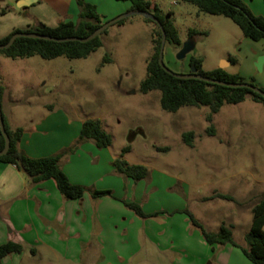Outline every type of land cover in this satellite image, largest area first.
<instances>
[{"label": "rangeland", "instance_id": "1", "mask_svg": "<svg viewBox=\"0 0 264 264\" xmlns=\"http://www.w3.org/2000/svg\"><path fill=\"white\" fill-rule=\"evenodd\" d=\"M151 1L162 16L173 21L182 43L190 38L195 42L194 50L183 60L177 59L181 46L166 42L164 62L174 71L189 70L191 57L203 59L204 71L219 67L232 56L241 63L245 54L261 45L247 38L232 19L205 12L193 3ZM106 2L103 7L108 6ZM43 11L49 13L47 7ZM33 14L21 9L16 0H0V32ZM61 20L65 17L49 19L53 24ZM157 28L156 22L142 15L129 16L101 34L103 45L83 58H11L0 53V84H9L12 95L33 97L40 107L54 105L72 116L100 119L112 135L114 149L121 152L130 147L125 154L130 163L144 164L152 172L163 171L187 183L190 209L208 230L217 232L223 222L232 224L234 238L246 243L255 197L264 190V104L247 96L240 103L225 104L212 121L207 118L209 106L165 111L160 90H141L148 60L155 52ZM15 110L20 117L26 115L25 110ZM211 125L216 129L214 135L209 133ZM189 131L195 133L193 145L183 138ZM215 192L231 194L240 203L222 198L201 200ZM170 258V253L160 252L145 239L126 264H171Z\"/></svg>", "mask_w": 264, "mask_h": 264}, {"label": "crops", "instance_id": "2", "mask_svg": "<svg viewBox=\"0 0 264 264\" xmlns=\"http://www.w3.org/2000/svg\"><path fill=\"white\" fill-rule=\"evenodd\" d=\"M16 1L21 9L34 14L0 32V39L15 29L40 24L56 26L62 20L53 24L49 21L53 15L79 21L77 0ZM85 1L97 6L104 21L128 12L132 6L130 0ZM104 1L108 6L103 7ZM243 1L255 15L264 17V0ZM256 42L260 47L245 54L241 63L232 56L222 60L227 65L221 63L216 68L238 74L245 81L253 79L255 85L264 87V39ZM238 65L237 70H231ZM27 87L28 84L24 88ZM2 88L1 104L8 124L12 129L24 130L18 143L20 151L32 158L61 153L62 170L73 184L84 186L86 192L80 199H66L54 179L34 183L17 165L0 160V246L9 241L23 245L22 252L9 254L1 264H126L141 250L145 239L160 252L170 253L171 264H255L239 246L215 245L214 250L206 242L185 212L191 211L187 183L158 170H149L148 176L138 181L118 173L114 161L121 152L112 144L98 147L92 140H80L86 119L54 105L40 107L31 96L12 95L9 84ZM9 103L16 106L9 107ZM15 108L25 110L26 115H16ZM95 190H109L111 194L93 197ZM126 202L138 203L147 214H158L141 217Z\"/></svg>", "mask_w": 264, "mask_h": 264}, {"label": "trees", "instance_id": "3", "mask_svg": "<svg viewBox=\"0 0 264 264\" xmlns=\"http://www.w3.org/2000/svg\"><path fill=\"white\" fill-rule=\"evenodd\" d=\"M127 1V0H120ZM131 8L128 10H152L161 20L166 35L167 41L181 46L182 41L179 37L173 21L170 18L164 17L160 13L157 4L151 0H130ZM186 2L197 5L201 10L223 15L232 19L243 31L244 35L253 40L264 39V17L255 15L248 5L243 0H184ZM80 7L79 21L64 20L56 26H48L40 24L36 27L28 29H15L10 34L0 39V43L9 41L13 33L16 31H37L42 34L53 37H70L79 36L86 37L92 34L105 21L98 12L97 6L85 0H77ZM171 12L169 13V15ZM147 20L153 21L146 18ZM124 19L118 21L123 23ZM157 24V23H156ZM106 29L103 33H106ZM102 33V34H103ZM195 34L194 30L190 31V35ZM155 52L147 63V76L141 83V90L145 93L160 90L161 91V106L165 111L177 112L184 106H209L211 113L208 115V120L212 121L213 114L218 112L225 104H236L244 101L247 96L255 102L264 104V96L252 91L247 87H229L215 83L206 82L200 79L190 78L184 79L176 77L174 74L167 72L159 62V53L161 48L162 31L158 26L155 31ZM103 45L101 35L95 37L88 42L81 41H65L58 42L54 40L42 38L18 37L15 42L8 48L0 49V53L11 58H25L39 55L43 58L50 59L58 56H66L68 58H83L88 57L92 52L96 51ZM110 58L106 57V61ZM190 63L195 66L199 73L213 77L216 79L243 82L245 79L238 75L232 74L222 68H216L211 71H204L202 68L203 59L200 57H191ZM253 83V79L249 81ZM2 85L0 84V100L2 96ZM264 90V87H262ZM5 125L7 132L11 138V146L9 151L0 156V160L15 164L23 170L34 183H39L44 180L54 179L58 189L66 199H80L86 192L84 186L73 184L66 173L60 166L62 154H55L46 157L32 158L25 155L18 148V143L23 135V128L18 127L12 129L8 124L5 116ZM209 133L214 135L216 129L213 125L210 126ZM195 133L189 131L183 134L185 142L193 145ZM80 140H92L98 147H108L112 144V135L107 132L100 119H86L80 131ZM5 146V138L0 132V150ZM130 150V147L122 149L120 155L115 159L114 165L116 171L134 180L145 179L149 174V168L140 163H130L125 154ZM111 194L109 190H95L92 192L93 197H101ZM215 198H222L235 203H240L233 195L215 192L210 196L204 197L202 200L207 201ZM257 201L252 207V223L249 231L245 235L247 246H240L233 237V225L223 222L217 232H212L198 220L194 214L188 209L185 212L190 216L192 225L199 229L204 236L206 242L215 250V245L232 244L242 248L244 254L255 264H264V192L256 195ZM126 205L134 210L141 217L156 216L158 213L147 214L142 207L136 202H126ZM23 251V245L18 242L9 241L0 246V264L2 259L11 253H20Z\"/></svg>", "mask_w": 264, "mask_h": 264}, {"label": "water", "instance_id": "4", "mask_svg": "<svg viewBox=\"0 0 264 264\" xmlns=\"http://www.w3.org/2000/svg\"><path fill=\"white\" fill-rule=\"evenodd\" d=\"M133 15H142L145 18L151 19L154 22H156L157 25L160 27V29L162 31V40H161V48H160V53H159V62L161 64V66L167 72L174 74L176 77L184 78V79L195 78V79H200V80H203L206 82L215 83V84L224 85V86H229V87H247V88L251 89L252 91H255V92L259 93L260 95L264 96V90L261 87L250 83L249 81L230 82V81H224V80L216 79V78L209 77V76H206V75L199 73L198 69L195 66L191 67L190 72H184L183 70L174 71L171 68H169L164 62V48H165V44L167 42V35H166L164 26H163L160 18L152 10H135V11L124 12L122 14H119L116 17H113V18L105 21L92 34H90L89 36H86V37L70 36V37L59 38V37H53L50 35L42 34V33H39L37 31H16L15 33H13V35L11 36L9 41H7L6 43H0V49H5V48L10 47L18 37L42 38V39L54 40V41H58V42H65V41L88 42V41L94 39L95 37L100 36L111 25L117 23L118 21H120L122 19H125V18H127L129 16H133ZM194 48H195V42L192 38L183 42L179 52L177 53V59L178 60L185 59L187 57V55L191 51L194 50ZM261 63H262V58H260L258 63H257V67L259 70L261 69ZM0 132L3 134V136L5 138V146L2 150H0V156H2L4 154H6L10 149L11 138L7 132V129H6L1 100H0Z\"/></svg>", "mask_w": 264, "mask_h": 264}, {"label": "flooded vegetation", "instance_id": "5", "mask_svg": "<svg viewBox=\"0 0 264 264\" xmlns=\"http://www.w3.org/2000/svg\"><path fill=\"white\" fill-rule=\"evenodd\" d=\"M190 63V62H189ZM193 65L190 63V69L189 70H184V69H182L184 72H190L191 71V67H192Z\"/></svg>", "mask_w": 264, "mask_h": 264}]
</instances>
